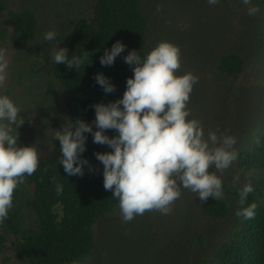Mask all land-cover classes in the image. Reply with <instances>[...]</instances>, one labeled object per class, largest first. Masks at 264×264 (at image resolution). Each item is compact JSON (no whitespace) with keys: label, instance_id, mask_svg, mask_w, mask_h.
Returning <instances> with one entry per match:
<instances>
[{"label":"trees","instance_id":"trees-1","mask_svg":"<svg viewBox=\"0 0 264 264\" xmlns=\"http://www.w3.org/2000/svg\"><path fill=\"white\" fill-rule=\"evenodd\" d=\"M79 1L73 0L68 8L71 12L57 27L52 48L39 35L43 25L39 26L38 10L32 0H0V48L7 49L12 65L19 63L13 67L8 61L9 77L0 87V95L9 96L25 117L18 130L13 126L14 134L17 131L19 134L18 146L33 145L40 157L34 174L26 176L15 190L13 207L0 224V264H98L99 253L111 261L122 258L130 247L140 255L150 251V237L135 226L128 232L123 230L128 237L137 236L124 246L116 247L107 242L108 234L96 233L101 224L108 227L124 222L119 201L103 186V164L95 155L112 149L94 143L92 134L86 133V150L81 155L89 163L83 166V176H67L59 163L60 142L54 139V132L66 121L75 123L76 119L91 124L95 130L93 106L121 99L127 78L133 76L134 65L125 63L124 57L136 50L143 59L155 47L151 44L153 35L161 39L169 27L163 17L144 9V3L151 4V0H81L84 8ZM229 1L219 3L228 5ZM260 4L264 5V0ZM169 33L164 41L170 38ZM260 40L264 45V32ZM117 41L125 45L124 51L111 66H102L100 57ZM58 47L68 49L69 59L89 52L85 66L70 70L63 63L55 64L52 54ZM206 61L207 82L212 81L214 91L224 100L218 102V108L229 115L234 109V96L239 92L238 80L244 72L242 53L226 48L210 54ZM260 63L264 70V58ZM97 73L109 78L115 91L105 93L95 81ZM259 118L256 116V124L260 125L250 128L248 137L236 150L237 159L223 174V198L202 202L190 192L187 219H178L192 224L202 220L210 226L225 223V227L210 237L192 229L191 224H187L189 231L164 226L162 237H166L169 247L165 250V261L161 260L163 264H264V115ZM227 122L228 119L225 125ZM106 135L117 133L106 130ZM237 176L239 179L234 183ZM57 183L63 186L59 195L55 190ZM247 183L254 188L247 203L257 205L254 218L249 220L236 215L238 190ZM184 203L179 198L175 208ZM151 212H155L156 219L161 215L158 211ZM140 216L151 219L146 213ZM102 240L108 243L107 247L103 248ZM136 255L128 254L131 258L124 263L148 264Z\"/></svg>","mask_w":264,"mask_h":264},{"label":"clouds","instance_id":"clouds-1","mask_svg":"<svg viewBox=\"0 0 264 264\" xmlns=\"http://www.w3.org/2000/svg\"><path fill=\"white\" fill-rule=\"evenodd\" d=\"M208 3L218 4L219 0ZM242 3L251 5V0ZM258 11L256 6L247 9L250 16ZM56 36L55 31H48L44 40L52 41ZM124 48L122 42L114 43L100 57L101 65L111 66ZM52 56L55 64L63 63L75 70L85 66L89 52L69 59L68 49L58 47ZM6 57L7 49L0 48V87L7 79ZM124 61L134 65L133 76L127 78L121 99L93 106L95 130L91 124L76 119L75 123L66 121L54 132V139L60 142L59 163L64 172L67 176H83V166L89 162L81 154L86 150L85 134L91 133L94 143L112 149L95 155L103 164V186L119 201L124 222L150 211L170 214L172 205L181 196V188L195 193L202 202L222 199L223 174L238 156L234 147L236 138L218 135L211 129L205 135L201 122L189 118L187 105L199 78L192 72L177 74L181 69L179 46L161 41L143 59L132 50ZM95 81L105 93L115 91L102 73L96 74ZM24 122L21 109L9 96L0 95V224L13 207L15 190L39 166L35 146H18L19 134L18 131L14 134L13 126L18 130ZM106 130H114L117 135H106ZM238 179L235 177L234 183ZM55 190L59 195L63 186L57 183ZM253 191L251 183L238 190L236 215L245 220L255 216L257 205L247 203Z\"/></svg>","mask_w":264,"mask_h":264},{"label":"rangeland","instance_id":"rangeland-1","mask_svg":"<svg viewBox=\"0 0 264 264\" xmlns=\"http://www.w3.org/2000/svg\"><path fill=\"white\" fill-rule=\"evenodd\" d=\"M72 2L73 0H32L34 9L38 10L36 14L39 26L43 25L39 33L40 36L44 37L48 31L57 32V27L71 12L68 8L71 7ZM150 3H144V9L152 11L155 16L163 17L169 27L165 37L161 39H157L159 36L154 34L151 44L156 46L159 42L166 40L169 31L170 38L167 41L179 46L181 50V69L177 74L192 72L199 78L198 83L193 86L187 105L191 112L189 118H196L201 122L205 135L211 129L218 135L234 136L236 138L234 147L237 150L242 146L244 138L248 137L250 128L260 125L256 124L258 120H256V116L259 118V115H264V70L260 63V59L264 58L262 54L264 45L261 41L263 38L260 40L264 32V5L260 4V0H251V5H245L242 0H230L228 5L209 4L208 0H193L191 2L151 0ZM78 4L83 8L85 6V4H81V0ZM249 6H256L259 11L250 16L247 13ZM48 42L52 44L53 48V40ZM226 48L240 51L245 63L244 72L238 80L239 92L232 101L234 109L229 115H226L222 108H218V102L224 100L222 96L219 98L217 91H214V85H211L212 81L207 82L208 62L206 61L210 54ZM7 58L10 63V56ZM10 64L12 65V63ZM17 64L19 63H15V65ZM15 65L12 66L15 67ZM7 76L9 77V73ZM227 119L226 126L224 122ZM190 192L189 190L183 192L181 189L180 198L186 203L181 208H175L177 205L173 204L170 214H161L158 219L153 216L155 212L150 211L149 213L145 212L148 216L151 215L150 220L137 215L130 222L112 223L108 227H106L108 224L97 226L96 233L101 236L108 234L107 242H112L116 247L124 246L128 242L127 240L134 241L136 239V235L131 238L123 232V230L128 232L129 229H132L131 226L148 234L151 240L150 251H146L147 255H140L141 253L138 254L133 247H130L118 260L113 258L109 261L104 258V254L99 253L96 256L98 264L100 262V264H125V260L131 258L128 257V254L130 256L137 254L143 258L142 261H147L148 264H157L158 260H160L159 264H163L166 259L165 250L169 247L166 237H162V233H165L164 226H176L181 230L184 228L189 231L191 228L187 224H191L192 229L208 233L210 237L215 236L221 228L225 227V223L210 226L202 220H197L193 224L188 220L179 221L183 217L187 219L185 215L188 212L187 203H189ZM180 214L181 216H179ZM151 220L154 222L150 225ZM146 225L151 229L145 228ZM209 228L210 230H208ZM102 239L104 240V237ZM103 240L104 248L108 243ZM164 251L165 253H163ZM188 255L191 256L190 253ZM161 260H164L163 263Z\"/></svg>","mask_w":264,"mask_h":264}]
</instances>
